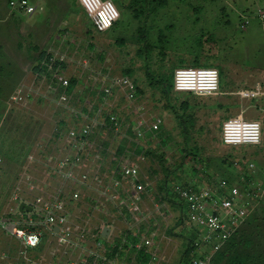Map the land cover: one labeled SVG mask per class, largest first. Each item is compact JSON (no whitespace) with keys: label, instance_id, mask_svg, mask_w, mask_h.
<instances>
[{"label":"rangeland","instance_id":"obj_1","mask_svg":"<svg viewBox=\"0 0 264 264\" xmlns=\"http://www.w3.org/2000/svg\"><path fill=\"white\" fill-rule=\"evenodd\" d=\"M10 1L0 0V216L19 184L31 203L61 194L68 199L80 191L71 208L77 246H62L40 227L46 244L39 254L30 253L35 261L27 264H66L95 251L118 264H194L211 249L195 245L198 231L171 195L172 187L216 190L222 180L256 194L245 201L251 214L234 247L212 264H230L233 258L264 264V0H165L158 9L155 0H113L120 18L104 33L78 0L33 17L11 10ZM41 51L56 57L61 73L74 83L66 103H59L63 89L50 88V76L43 82L34 71ZM181 67L218 69L219 92H176L174 73ZM120 77L133 81V99L122 88L104 92L110 79ZM257 86L263 92L257 98L241 96ZM22 88L32 94L27 103H15ZM240 116L261 122L259 146L223 144L222 124ZM81 117L97 124L89 146L76 155L60 133L78 128ZM110 117L117 118V127ZM155 123L158 129L151 130ZM37 154L51 157L49 166L38 162ZM66 156L78 159L75 171L88 174L92 189L64 185L56 177L51 167ZM128 164L150 183L132 213L97 192ZM104 227L111 229L107 238ZM146 240L152 245L136 246ZM2 245L9 247L10 258L2 259L1 249L0 264H17L19 245L6 237Z\"/></svg>","mask_w":264,"mask_h":264},{"label":"built area","instance_id":"obj_2","mask_svg":"<svg viewBox=\"0 0 264 264\" xmlns=\"http://www.w3.org/2000/svg\"><path fill=\"white\" fill-rule=\"evenodd\" d=\"M78 1L91 17L95 29L100 33L110 30L120 18L119 9L113 0ZM9 5L11 10H19L27 16H32L37 12V7L29 0H11ZM261 19L264 21V13L261 15ZM39 67L43 82L50 76L49 87L54 90L63 89L59 96V103H66L69 97L70 81L61 73V65L58 64L56 57H45ZM173 87L178 93L197 96L214 95L220 90V73L218 69L211 67H181L174 73ZM114 88L124 89L128 99H133L136 93L133 81L126 77L110 79V84L104 92L106 95H110ZM31 90V88L20 89L13 96V101L18 104L27 103L30 94H32ZM261 93H263L261 86H257L254 90L242 91L241 96L246 99H254ZM80 120H82V124L78 128H72L66 134L60 133L63 135L64 141H68L71 151H74L76 155L89 146L92 129L97 124L96 119L91 117H81ZM110 121L112 127L118 126L116 117H110ZM145 124L146 120H143V125ZM150 129H158V124H153ZM115 130L118 131V128ZM262 132L260 121L245 120L242 116L231 117L222 124V142L231 147L259 146L262 143ZM138 135H143L141 128ZM51 159L49 157L48 160L41 161L39 158L37 161L49 166L48 162ZM77 160L69 156L61 159L57 157L53 167L51 165L50 167L64 185H82L92 189L93 181L88 178V174L76 173L74 166H77ZM250 166L253 167L254 164ZM27 178H30L29 174H26ZM149 189L150 183L141 181L137 166L128 164L123 165L103 188L97 189V192L100 198L111 201L116 208H120V210L125 208L132 213L141 205L144 196L149 193ZM172 193L183 203L186 215L198 231L195 245L199 249L202 247L211 249L210 254L194 259L193 263L211 264L213 255L220 251L247 221L251 212L245 208V201L253 197L256 191H241L238 186H231L227 180H222L220 187L216 190L175 185L172 187ZM79 196L80 191L75 190L68 199L61 194L51 199L37 197L31 203L23 197V189L20 184L13 190L11 194L13 206L0 217V232L19 241L21 249L17 264L30 262V251L37 248L44 238L40 227L48 229L52 237L58 240L62 246L67 248L77 246L73 230L75 216L71 208ZM21 202L33 207V211L31 213L20 212ZM56 228L59 230L56 231ZM145 245L151 246L152 241L146 240L136 246L141 248ZM89 254L90 257L85 260L67 261L66 264H118L115 260L111 261L107 257L108 255L98 251Z\"/></svg>","mask_w":264,"mask_h":264},{"label":"trees","instance_id":"obj_3","mask_svg":"<svg viewBox=\"0 0 264 264\" xmlns=\"http://www.w3.org/2000/svg\"><path fill=\"white\" fill-rule=\"evenodd\" d=\"M157 3V9L159 8V7H162V6H164L165 5V0H155ZM156 11V9L155 8H153V12H155ZM145 50H147V52L149 51V44H145ZM45 57H52V55L50 54V53H48V52H46V51H41L40 53H39V56H38V60H39V63L37 64V66H35L34 67V71H37V72H41V70H40V67H39V65H40V63H41V61L45 58ZM58 64H60V63H58ZM147 75H149V78H152L151 77V74H148L147 73ZM74 88V83H73V81H70V85H69V88H68V92H70V91H72V89ZM170 89L169 88H167L166 89V92H168ZM186 107V106H185ZM42 159H43V157H42ZM43 160H45V159H43ZM23 166H25L24 165V163H22V167ZM19 178V177H18ZM17 178V179H18ZM20 180V179H19ZM18 181V180H17ZM13 190H14V188H12V190H11V193L9 194V203H10V205L8 206V209L11 207V206H13V203L11 202V194H12V192H13ZM169 194H171V193H169ZM173 197H175L174 196V194L172 193L171 194ZM175 199H177L176 197H175ZM178 200V199H177ZM178 202H179V205L180 206H183V203L180 201V200H178ZM7 209V210H8ZM6 210V211H7ZM1 217V216H0ZM248 221V220H247ZM247 221L245 222V224L236 232V234L233 236V237H231L228 241H227V243L224 245V247L220 250V251H218L217 253H215L214 255H213V258H212V261H211V264L216 260V258L218 257V255H226V254H228L231 250H232V248L234 247V241H235V239L241 234L240 232L242 231V229H243V227L246 225V223H247ZM45 244V242H43V243H41L37 248H35V249H33V253H34V255L35 254H39L42 250H43V247L45 246L44 245ZM147 256V255H146ZM230 264H241L240 262H238L237 261V259L236 258H233L232 260H231V262H230Z\"/></svg>","mask_w":264,"mask_h":264},{"label":"crops","instance_id":"obj_4","mask_svg":"<svg viewBox=\"0 0 264 264\" xmlns=\"http://www.w3.org/2000/svg\"><path fill=\"white\" fill-rule=\"evenodd\" d=\"M33 5H35L36 7H37V12H38V10H43V9H46L47 7H53V8H61L62 6H60L61 4H62V2H68L69 0H29ZM60 4V5H59ZM36 12V13H37ZM35 13V14H36ZM35 14H33V15H35ZM33 15L32 16H29V17H33ZM37 72V71H36ZM41 74V72L39 73L38 72V75H40ZM41 159V161H43V159H42V156L41 155H39V154H37L36 155V160L37 159ZM32 161H34L35 159H34V157H32ZM49 159V158H48ZM47 159V160H48ZM45 161V160H44ZM23 163V162H22ZM22 167V166H21ZM21 169V168H20ZM17 182V181H16ZM48 232H50V231H48ZM7 238V239H9V240H11V241H13V242H15L16 244H18L19 245V248L21 249V245H20V243H19V241L18 240H16L15 238H13V237H11V236H9V235H7V234H5V233H3V232H0V243H1V241H2V238ZM49 238H51V239H54V237H52V235H51V233H50V237ZM46 240H45V238H43V240H42V242L41 243H43V242H45ZM45 244H46V242H45ZM1 249H4V251H2V253H1V257H2V259H4V258H10V255H9V253H10V249H9V247L8 246H4V245H2L1 247H0V251H1ZM20 251V250H19ZM30 253H33V250H31L30 251ZM0 257V258H1ZM17 260H19V252H18V254H17V258H16ZM35 260H34V257H33V255L31 256V254H30V263L31 262H34Z\"/></svg>","mask_w":264,"mask_h":264},{"label":"water","instance_id":"obj_5","mask_svg":"<svg viewBox=\"0 0 264 264\" xmlns=\"http://www.w3.org/2000/svg\"><path fill=\"white\" fill-rule=\"evenodd\" d=\"M19 211L31 213L33 211V207H31L25 202H21L19 205ZM55 230L58 231L59 229L56 228ZM110 232H111V229L109 227H104L102 230V237L107 238L110 235Z\"/></svg>","mask_w":264,"mask_h":264}]
</instances>
